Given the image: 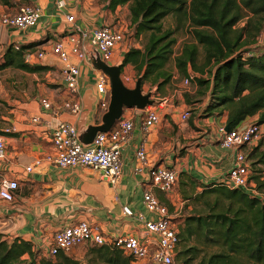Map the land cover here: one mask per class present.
Segmentation results:
<instances>
[{"label": "crops", "instance_id": "0c3cea01", "mask_svg": "<svg viewBox=\"0 0 264 264\" xmlns=\"http://www.w3.org/2000/svg\"><path fill=\"white\" fill-rule=\"evenodd\" d=\"M30 1L43 9L39 23L24 31L10 30L6 40L2 38L1 32V42L37 41L39 44L36 47H48L49 41L63 35L68 25L67 13H74L76 23L84 29L92 30L112 23L122 8L129 7L128 4L121 5L112 12L106 2L99 0H65V8L59 10L56 8L57 0ZM125 52L126 48L117 50L109 64H120ZM179 53L175 49L171 59L173 77L165 90L155 93L157 86L150 90L155 93L154 106L158 108L161 117L159 124L151 131L144 132L143 112L137 108L124 110L122 116L134 117L135 127L122 147L123 171L114 183L103 177L100 171L88 166L61 168L44 162L30 172L26 170L35 157L52 150L51 133L59 122L75 124L81 134L89 126L101 123L107 109L103 103L109 102V95L99 93L96 88L101 72L95 65L98 58L96 51L89 50L86 59L82 61L71 57L74 63H79L81 69L76 93H72L63 80V62L50 51L42 62L36 64L46 66L47 69L43 71L27 72L17 68L0 71L18 70L21 78L11 77V81H6L11 93V96L4 99L9 106V116L1 115L2 119L9 121L7 127H12V132L17 134L5 136L7 152L5 158L0 159V180L16 178L20 184L13 202L0 201L1 233L10 238L29 240L44 254L59 228L82 220L98 224L113 236H142L145 231L144 220L138 214H143L146 219L158 217L148 211L144 204L143 194L146 190H151L161 200L170 199L174 206L171 212L174 216L184 204L181 192L176 190L171 197L152 185L150 167L172 166L179 172L191 174L202 183L226 181L237 154L236 149L225 148L220 144L218 128L226 126L227 115L201 116L210 98V91L205 96L197 97L196 85L183 84L185 77L179 75L175 65ZM126 66H130L133 75L137 77V70L130 64ZM188 71H191L190 66ZM181 86H184V90L179 89ZM73 94L84 103L83 111L79 114H72L62 106ZM41 97L50 99L55 106L53 113L44 111L40 105ZM186 110L190 116L183 120L182 113ZM34 115L41 116L42 122H32L31 117ZM258 119L259 114L249 116L239 127L257 122ZM141 144L146 147L149 165L142 172H136L138 161L135 153ZM125 207L131 208L134 215H127Z\"/></svg>", "mask_w": 264, "mask_h": 264}, {"label": "trees", "instance_id": "16d2710c", "mask_svg": "<svg viewBox=\"0 0 264 264\" xmlns=\"http://www.w3.org/2000/svg\"><path fill=\"white\" fill-rule=\"evenodd\" d=\"M28 2L26 4H32L30 0ZM101 2H106L112 12L128 4L130 25L137 36H145L143 45L126 49L121 61L122 71L128 64L137 70V79L142 80V86L148 82L151 89L157 86L155 93L165 90L173 77L169 66L178 44L176 33L188 27L192 39L182 44L175 65L182 77L190 76L189 66L197 73L191 78V84L197 86V97L210 91L201 116L226 114L229 130L256 114H259L257 123H264V44L246 48L255 41L252 30L249 27V40L243 42L236 28L250 14L262 16L264 0ZM0 4L12 7L11 12L20 6L15 0H0ZM168 16L175 19L172 27H165L164 20ZM251 21L252 17L249 18ZM38 44L37 41L23 43L16 49L13 42L9 43L0 58V71L7 68L27 72L47 69L44 65L24 62L25 50L34 49ZM200 55L202 62H199ZM6 128L9 127L0 123V135L17 134L5 131ZM248 156L252 160L249 181L255 184L263 198L242 187H229L224 181L202 183L187 172H178L177 191L181 192L184 206H187L186 202L194 205L182 225L175 218L180 243H185L184 248L178 250V258L183 259L181 264H192L196 260H199L196 264H264V133ZM160 201L170 212L174 211L170 199ZM88 254L104 264H132L133 260L123 249L108 245L93 246ZM0 264H80V261L64 251L56 256H46L31 241L10 238L0 232Z\"/></svg>", "mask_w": 264, "mask_h": 264}, {"label": "built area", "instance_id": "2783aa9c", "mask_svg": "<svg viewBox=\"0 0 264 264\" xmlns=\"http://www.w3.org/2000/svg\"><path fill=\"white\" fill-rule=\"evenodd\" d=\"M65 0H57L56 8L64 9ZM43 16V9L38 4H22L14 12L0 16L2 28H14L18 31L28 30L36 26ZM68 25L62 32L63 35L49 41L48 47H42L36 51L29 48L23 54L24 62L27 64H38L42 62L50 51L62 62L61 70L63 80L72 93L78 90V81L81 75L79 63H74L71 57L78 61L85 60L89 50L96 51L98 57L108 64L113 60L115 52L126 47L125 25L120 20L113 24H103L92 30L84 29L76 23L74 13L66 14ZM14 47L20 49L22 42L14 40ZM10 42V43H12ZM0 45V58L3 53ZM190 76L185 78L183 84L191 85V78L197 73L189 71ZM110 78L101 71L96 82L99 93L107 94L110 98ZM108 103L103 105L108 107ZM40 105L44 111H55V106L47 97H41ZM62 106L72 114H79L83 111L84 103L79 96H75L63 102ZM142 128L149 132L155 128L160 120L158 108L154 104L144 109ZM190 116L188 110L182 113V119L187 120ZM32 122L41 123V116L31 117ZM135 127V118L122 116L108 132H98L94 140L85 144L81 141V133L78 127L69 122L61 121L55 125L51 133L52 150L43 156L35 157L31 165L26 167L32 171L44 162L56 165L61 168L71 166H88L101 172L103 177L112 183L119 180L122 175L121 151L127 143L131 132ZM5 131H12L6 128ZM220 144L225 148L236 149V159L233 167L229 170L226 183L229 187H242L254 196L263 195L255 189V184L249 181L251 175L252 160L249 158L245 147L256 144L263 136L262 124L257 122L249 123L244 127H237L226 130L225 125L218 128ZM7 147L5 136L0 135V159L5 158ZM138 165L136 172H142L148 165L147 150L141 144L135 153ZM178 170L175 167H150L149 175L151 183L160 191L169 196L176 193L178 186ZM20 184L16 178H3L0 180V201L13 202L15 192ZM144 204L148 211L158 215L157 218L146 219L141 213L140 219L144 220L145 231L142 236L135 234L110 235L98 224L86 220L71 223L59 228L48 244L46 256H56L59 252H69L72 249L82 246H115L123 249L126 254L133 257L132 264H180L178 261V250L180 244L179 226L175 216L169 211L167 205L151 191L146 190L143 194ZM125 213L133 216L131 208L125 207Z\"/></svg>", "mask_w": 264, "mask_h": 264}, {"label": "rangeland", "instance_id": "374dc122", "mask_svg": "<svg viewBox=\"0 0 264 264\" xmlns=\"http://www.w3.org/2000/svg\"><path fill=\"white\" fill-rule=\"evenodd\" d=\"M102 1V0H99ZM15 3L17 5L26 4L29 3L28 0H15ZM10 8V9H9ZM12 7H6L2 4H0V16L7 14L11 12ZM252 17L251 23L249 22V18ZM118 20H120L125 25V40H126V49H129L133 46H142L145 41V36H137L135 34L134 28L130 25V12L129 7L122 8L119 11L118 17L114 19V21L110 24L117 23ZM250 23V24H249ZM165 27H172L175 25V19L173 16H168L164 20ZM249 27L252 30V36L255 38V41L249 45L246 46V48H255L257 46L264 44V14L262 16L253 17L251 14L246 17L245 19L241 20L236 28L239 29V34L241 35V40L243 42L249 40L248 32ZM15 31L14 28H3L2 30V38L6 40L7 35L9 34V31ZM176 37L178 39V44L176 45V51L179 52L182 44L184 42H187L192 39V35L190 34L189 28L185 27L184 29L178 31L176 33ZM9 43H3L0 40V45L3 49L6 48V46ZM40 49L39 47L34 48L33 50L36 51ZM203 61L202 55L199 57V62ZM170 70L173 71V65L170 64ZM191 70L192 67H191ZM19 71L15 69H8L7 71L0 73V123L3 124L5 127H7V124H9V121L6 119H2L1 115L9 116V106L5 102V98L11 96V93L8 91L9 87L6 84V81L10 80L11 77H17L19 80H21L20 76L18 75ZM205 76V75H204ZM122 78L125 81V83L130 87H135L137 77L133 75L132 68L130 66H125L122 71ZM151 89V86L148 82H146L143 86L144 92H149ZM179 89L184 90V86H181ZM194 110H191L193 112ZM256 144H250L248 145V148L245 150L247 153L252 150L253 147H255ZM247 147V146H246ZM179 185V184H178ZM178 189V187H177ZM179 190V189H178ZM182 198V197H181ZM187 203V206L181 205L180 210L178 214L175 216L178 222L182 225L185 216L191 211V209L194 207L192 203ZM193 243V242H191ZM190 244V242H189ZM185 243L181 242L179 246V251L184 248ZM93 246L91 245H85V246H79L74 248L73 250L69 251V254L72 255L74 258L78 259L80 261V264H104L98 260H93V256L89 255L88 252ZM179 263H183L182 258H178ZM199 260L194 261L192 264H196Z\"/></svg>", "mask_w": 264, "mask_h": 264}, {"label": "water", "instance_id": "95a60500", "mask_svg": "<svg viewBox=\"0 0 264 264\" xmlns=\"http://www.w3.org/2000/svg\"><path fill=\"white\" fill-rule=\"evenodd\" d=\"M2 30L0 25V36ZM95 65L110 78V98L108 107L102 115L101 123L89 126L81 134V141L85 144L91 143L98 132H108L122 117L126 108L144 109L155 102L152 91L144 92L140 78L137 79L135 87H129L124 83L121 63L111 65L98 57ZM228 129L229 127L226 125V130Z\"/></svg>", "mask_w": 264, "mask_h": 264}]
</instances>
